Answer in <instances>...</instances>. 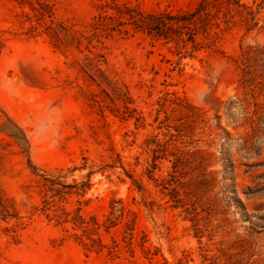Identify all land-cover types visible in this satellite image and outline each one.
<instances>
[{
    "label": "rangeland",
    "instance_id": "obj_1",
    "mask_svg": "<svg viewBox=\"0 0 264 264\" xmlns=\"http://www.w3.org/2000/svg\"><path fill=\"white\" fill-rule=\"evenodd\" d=\"M257 44L264 0H0V264H264V137L235 141ZM175 96L231 139L196 144L219 199L199 230L156 183L169 162L149 171Z\"/></svg>",
    "mask_w": 264,
    "mask_h": 264
},
{
    "label": "trees",
    "instance_id": "obj_2",
    "mask_svg": "<svg viewBox=\"0 0 264 264\" xmlns=\"http://www.w3.org/2000/svg\"><path fill=\"white\" fill-rule=\"evenodd\" d=\"M210 41L213 42L212 37ZM201 44L195 41L194 48ZM236 62L239 69L238 82L244 90V98L239 99L243 104V122L249 124L251 131L237 137L235 141L240 150L249 154L254 149L255 141L264 137V106L263 102L259 101L260 98L264 101V45L247 46L241 51ZM212 101L211 108L215 110L216 127L221 128L218 111L223 101L219 99ZM165 103L170 111H162L163 117L158 119L157 132L150 140L149 171L153 172L163 159L169 162L167 174L157 178L156 183L162 193L174 202V207H182L183 211L191 216L195 228L199 230L197 216L200 211L211 214L219 210V199L214 192L217 184L216 172L209 169L214 162V154L196 144L203 140L202 136L207 132L205 142L208 146L217 136L224 138L226 142L231 139L229 132L224 128L223 134L212 136L208 111L191 104L186 98L166 97ZM231 103L225 104L227 109ZM251 105L254 106L253 110H250ZM225 160L224 172L228 164L227 159ZM222 194L224 199L229 198L225 185Z\"/></svg>",
    "mask_w": 264,
    "mask_h": 264
}]
</instances>
